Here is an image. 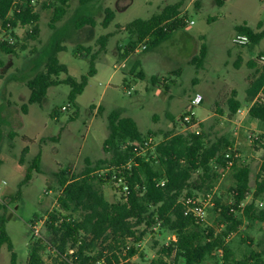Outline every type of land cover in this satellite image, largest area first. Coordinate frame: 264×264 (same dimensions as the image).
Masks as SVG:
<instances>
[{"label":"rangeland","instance_id":"374dc122","mask_svg":"<svg viewBox=\"0 0 264 264\" xmlns=\"http://www.w3.org/2000/svg\"><path fill=\"white\" fill-rule=\"evenodd\" d=\"M225 1L219 7L213 0H203L200 11L192 5L185 12L184 5L166 24L175 22L177 28L171 29L169 37L160 45L152 47V36L139 41L125 27L136 19L148 20L158 15L175 0H133L128 10L113 21V25L118 23L111 28L117 41L109 43L106 55L102 56H99L98 39L103 36L104 10L110 7L106 0H93L85 5L79 0H67L64 5L61 0H42L34 9L38 15L36 24L17 27L14 53L8 55L0 49V221L5 222L13 247L11 252L6 245L0 248V264H11L12 252L14 264H27L34 246L39 250L42 264H71L77 259L73 253L85 239L84 235L78 236L74 248L67 245L64 258L57 259L46 242L45 220L57 209L61 194L58 181L63 173L68 174L69 180L73 175L79 176L88 164L94 165L97 160L109 157L102 146L108 134L107 117L112 111L132 118L152 151L165 135L176 134L199 133L205 147L222 145L209 163L207 176L201 169L192 172L179 203L188 197L208 195V215L204 222L198 223L200 229L212 230L214 236L226 235L224 243L234 260L264 264V223L256 220L264 212V191H257L264 181V123L252 120L245 112L252 106L246 91L264 73L257 62L264 55V37L257 44L248 38L249 43L242 47L233 43L239 34L235 31L238 26L247 27L256 35L264 33V0ZM60 7L64 13L56 20L55 11ZM83 16L95 21L92 31L88 27L76 30L75 21ZM130 42H133L132 48ZM57 44L65 48L57 53V60L67 68L68 76L79 80L86 75L90 56L98 54L94 60L95 74L88 77L74 104L68 101L69 87L59 84L47 90L40 106L27 105L24 116L21 106L29 96L26 82L45 71L47 58ZM144 44L147 48L142 51L140 47ZM203 45L207 56L198 66L194 61ZM84 48H89L90 53ZM121 48L125 49L123 55L130 56L125 63L116 54ZM133 51L135 54L131 55ZM138 68L140 71L136 74ZM66 77L61 74L57 80L63 81ZM197 94L202 102L191 107ZM232 97L240 103L235 114L228 107ZM67 104L70 108L61 111ZM189 112L194 113L193 122L184 127L182 119ZM248 135L258 140L250 142ZM227 152L236 155V167L249 169L247 192L239 207L235 204L233 169L226 168L221 157ZM38 154L40 172L32 171L31 179L22 184ZM16 165L24 167L22 173L12 168ZM103 170L100 174L106 175L107 170ZM101 192L109 203L123 204L121 194L111 184H103ZM248 205L253 208L249 219L243 213ZM223 207L229 208L239 221L235 230L227 222L219 225L218 209ZM149 210L148 214L153 208ZM72 217L79 219L81 213ZM30 225L36 226L37 235ZM134 231L133 236L116 243L112 250L102 238L94 247L86 249L82 258H95L102 253L104 258H110L111 264H151L160 259L166 264H183L174 252H162L176 238L161 226L156 214L152 213ZM129 250L134 254L124 260ZM111 255L118 258V263ZM203 264L229 263L212 253Z\"/></svg>","mask_w":264,"mask_h":264},{"label":"trees","instance_id":"16d2710c","mask_svg":"<svg viewBox=\"0 0 264 264\" xmlns=\"http://www.w3.org/2000/svg\"><path fill=\"white\" fill-rule=\"evenodd\" d=\"M15 1L0 0V23L3 31L16 29L19 26H34L38 20V15L30 6L29 0H21L19 12H13L12 17L8 18V13ZM66 1L61 0V4L64 5ZM79 1L81 5H85L93 0ZM213 1L220 7L224 0ZM178 8L179 4L166 6L158 15H154L148 20L136 19L128 23L125 29L130 36L135 34L139 41L152 36L153 40L150 46L156 47L169 37L171 29L177 28L175 22L170 26H166V24L172 20L174 15L178 14ZM55 12L57 15L54 19H61L64 13L63 8L60 7ZM113 19L114 13L106 8L101 27L107 28ZM85 26L95 27L96 23L87 16L80 17L75 21L76 30ZM235 31L247 36L253 44H257L264 37V33L253 34L251 29L244 26L236 27ZM11 34L14 36L13 33ZM109 36L107 34L99 37L101 50L105 47ZM14 37L16 38V36ZM132 44L133 42L129 44L131 48ZM0 49L8 55L13 54L15 50L13 46L3 43L0 44ZM64 49L63 46L57 44L54 52L47 58L45 71L35 74L26 82L29 97L27 103L21 106L22 114H26L27 105L40 106L46 97L47 90L59 84L69 87L68 101L74 104L77 96L86 87L88 77L95 74V54H92L86 75L81 76L79 80L67 76L63 81H58L57 78L61 74L67 75V68L59 64L57 60V53ZM84 49L87 54L90 53L89 48ZM206 56L207 49L203 45L199 57H195L194 62L201 66ZM260 91L264 93V73L247 89L246 95L249 102H252ZM228 107L229 111L235 114L240 108V103L232 97L228 100ZM248 114L252 119L264 123V105L253 104L250 106ZM107 122L108 134L103 142L102 150L109 157L97 160L94 165L88 164L79 176L73 175L69 180L67 179L68 174L63 173L58 181L61 194L57 198V209L52 211L45 220L48 238L46 242L58 257L57 259L64 258L67 245L70 244L69 247L74 248L78 242V236L83 234L85 239L80 242L73 253L80 261L78 264L93 263L102 258L104 264H111L110 258H104L102 253H99L95 258H82V254L86 249L94 247L97 241L102 238L109 242V249L112 250L116 243L133 236L135 228L146 223L153 213L158 216L161 226L176 238L172 246L163 248L162 252L167 254L174 252L183 264H203L218 248L222 249L224 263L246 264L245 261L233 259L230 248L224 243L226 235L214 236L212 230H201L192 217L183 215V208L179 203L182 192L188 187L192 172L201 169L203 175L207 176L210 171L209 163L218 155L222 145L211 144L209 147H205L203 137L199 133L176 134L165 135L163 141L152 151L145 145L146 139L142 137L133 119L121 117L117 111H112L107 117ZM134 142L140 146H134ZM26 150L25 148L24 151ZM152 155L156 157L155 160L152 159ZM39 164L40 155L38 154L27 169L22 184L31 179L32 171L40 172ZM102 169H104L103 171L107 170L106 175L100 174ZM232 169L235 182V204L236 207H239L247 192L249 169L236 167L235 164ZM113 174L116 177H123L128 186V198L123 204L109 203L102 195V185L111 184ZM161 180H165L162 186L159 185ZM142 188L144 193L140 196ZM257 191H264V181H261ZM148 205L153 208L152 213L149 214ZM252 209V205L243 209L247 219L250 218L249 212ZM218 210L220 213L219 225L227 222L235 230L239 221H236L230 209L223 207ZM75 213H81V217L73 219L72 216ZM256 220L264 223V212L259 213ZM4 223L2 220L0 221V248L6 245L8 251L11 252L13 247L5 231ZM133 254V250H129L124 260L131 258ZM262 254L264 256V251ZM111 256L118 263V258L115 255ZM10 259L11 264H14L15 254L13 252ZM76 260L71 264L77 263ZM27 264H42L37 246L30 250ZM151 264L166 263L160 259Z\"/></svg>","mask_w":264,"mask_h":264},{"label":"built area","instance_id":"2783aa9c","mask_svg":"<svg viewBox=\"0 0 264 264\" xmlns=\"http://www.w3.org/2000/svg\"><path fill=\"white\" fill-rule=\"evenodd\" d=\"M42 2V0H29V4L30 6L35 9L36 5L38 3ZM20 5H21V0H16L13 3V6L11 8V10L8 13V18L12 17L13 12H19L20 10ZM190 25L193 24V22H189ZM7 27H9V25H7ZM17 29V28H16ZM16 29H11L9 31H3L0 29V44H7L9 46H13L16 44L15 43V37L12 36L11 33H13L14 35V31ZM233 43L239 47L242 46H246L249 43V39L247 36L242 35V34H238L233 38ZM147 48V46L144 44L140 47V50H145ZM136 52H138L136 50ZM258 64L264 68V55H261L258 57L257 59ZM129 94V92H128ZM202 102V97L200 95H196L194 97V99L191 102V107L197 106ZM252 105L253 104H259V105H264V93L262 91H260L256 97L252 100ZM70 108V104H67L66 106H63L61 108V111H66ZM193 117H194V113L193 112H189L186 113L185 116L182 119V124L184 127L190 126V124H192L193 122ZM248 140L251 141H255L258 140V137H255L253 135H248L247 136ZM253 141V142H254ZM134 146L139 147L140 145L137 142L133 143ZM145 145L148 146L150 150H152L151 145H149V141L146 140ZM145 150V149H144ZM152 159L155 160L156 157L154 155H152ZM236 155H233L229 152L225 153L224 155V161H225V167L226 168H231L234 165V161H236ZM157 163V161H156ZM165 180H161L159 182V185L162 186L164 185ZM111 185L113 187H115L118 192L121 194L122 198H121V202L125 203L127 201L128 198V193H129V189L128 186L124 180L123 177H116L115 174H113L112 178H111ZM144 193V189H141L140 192V196L143 195ZM210 200L208 199V195L205 197H201V198H194V197H188L185 198L181 201V205L183 208V215L184 216H190L192 217L197 224L202 223L206 220V217L208 215L207 213V206H209ZM149 208H152L151 205H148ZM30 228H32L33 232L37 235L38 234V229L36 228V226L34 225H30ZM213 254H216V256H220L222 257V250L220 248L214 250ZM78 264V263H75ZM88 264H104V260L103 258L101 260H98L96 262L93 263H88ZM118 264H123V263H118Z\"/></svg>","mask_w":264,"mask_h":264},{"label":"crops","instance_id":"0c3cea01","mask_svg":"<svg viewBox=\"0 0 264 264\" xmlns=\"http://www.w3.org/2000/svg\"><path fill=\"white\" fill-rule=\"evenodd\" d=\"M227 1V0H226ZM225 1V2H226ZM215 3V2H214ZM133 4V0H106V5H107V7H109L108 5H110V7L108 8V9H110L113 13H114V19H113V21H115V19H116V17H117V15L118 14H120V13H124V12H126L127 10H128V8L131 6ZM145 5H147V3H144ZM173 5H178L179 4V8H178V11L179 10H181L183 7H184V5L186 6L185 7V12L187 11V9L188 8H190L192 5L194 6V9H196V10H198V11H200L201 9H202V7H203V0H185V3H184V0H175V2H173L172 3ZM170 6V5H169ZM184 12V13H185ZM154 15V14H153ZM113 21L109 24V26L107 27V28H102L103 29V32L101 33L102 35H107V34H109L110 36H109V38H108V40H107V42H106V44H105V47L103 48V50H101V52H100V54H99V56H102V55H106V53H107V47H108V44L109 43H111L112 41H114V43H116V38H115V36H113L112 35V32H113V30H111V28H112V26L114 27L115 25H118V23H114V25L112 24L113 23ZM193 25V24H192ZM120 26V25H119ZM191 26V25H190ZM86 28L88 27V28H90V29H88V31H92V29H94L95 27H90V26H85ZM117 27V26H116ZM81 29H84V27L83 28H81ZM80 29V30H81ZM123 29V28H122ZM124 50L125 49H123V48H121L120 49V53H117L118 52V50H117V52H116V54H117V56L119 57V56H121V58L123 59V63H125L126 61H127V59L130 57L128 54H124L123 55V52H124ZM126 51H128V49H126ZM128 53V52H127ZM133 54H135V51H133L132 53H131V55H133ZM128 55V56H127ZM98 56V54L95 56V59L97 58V57H99ZM140 71V68H138L135 72H136V74H137V72H139ZM66 76H68V71H67V75ZM71 77V76H70ZM77 80V79H76ZM130 94V93H129ZM29 97V96H28ZM27 99V98H26ZM28 100V99H27ZM26 103H27V101H26ZM26 103H24V104H26ZM23 104V105H24ZM239 111V110H238ZM237 111V112H238ZM246 112V114L249 116V114H248V110H246L245 111ZM26 114H27V112H26ZM26 114H24V116L26 115ZM132 119V118H131ZM252 119V118H251ZM19 120V122L21 123V120H22V118H19L18 119ZM252 120H255V119H252ZM255 121H257V120H255ZM135 122V121H134ZM258 122V121H257ZM136 123V122H135ZM40 160H41V156H40ZM3 167V166H2ZM4 168V167H3ZM16 172H21L22 173V171L24 170L23 168V166L22 165H16V167L15 166H13L12 167ZM14 171V172H15ZM35 172V171H34Z\"/></svg>","mask_w":264,"mask_h":264}]
</instances>
